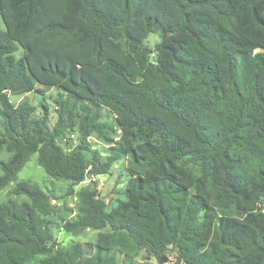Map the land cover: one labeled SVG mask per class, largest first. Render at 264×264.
Here are the masks:
<instances>
[{
    "label": "trees",
    "instance_id": "1",
    "mask_svg": "<svg viewBox=\"0 0 264 264\" xmlns=\"http://www.w3.org/2000/svg\"><path fill=\"white\" fill-rule=\"evenodd\" d=\"M1 151L68 184H13L0 264H264V0H0Z\"/></svg>",
    "mask_w": 264,
    "mask_h": 264
},
{
    "label": "rangeland",
    "instance_id": "2",
    "mask_svg": "<svg viewBox=\"0 0 264 264\" xmlns=\"http://www.w3.org/2000/svg\"><path fill=\"white\" fill-rule=\"evenodd\" d=\"M150 41L149 45L152 47L155 42L158 41V37L156 34H151L148 37ZM56 95L55 89L51 88L49 90H45L44 92H36L32 91L25 94V97L28 99L29 103L35 107V112L33 117H47L49 124L52 125L55 120V113L53 112V102L52 99ZM22 96L9 95V99L12 104H16ZM43 105H47V109L43 108ZM95 142L92 139V142ZM93 142V145L95 143ZM96 146H100V144L96 143ZM7 153L5 151L0 152V161L6 160ZM1 173V170H0ZM126 180L125 177V164L123 161H119V164H115L112 169V175L110 176H100L98 178V189H100L102 195H108L111 193L114 187H120ZM17 181H30L38 184L41 189L44 191H48L50 189L53 190L55 195H63L66 193L67 184L64 181H56L55 179L50 178L44 169L37 164V155L36 153L32 154L28 160L25 162L21 170L17 173L16 180L11 183L8 187L0 191V201L7 200L10 198H14L18 201L25 199L24 196H15L10 190L13 184ZM80 185L75 186L77 189ZM69 205H72L73 197H67ZM60 214V211H58ZM53 229V235L62 243H67L69 239L74 240H92L96 234V231L91 229L84 230L79 236H71L67 235L61 228L56 227L55 225Z\"/></svg>",
    "mask_w": 264,
    "mask_h": 264
}]
</instances>
